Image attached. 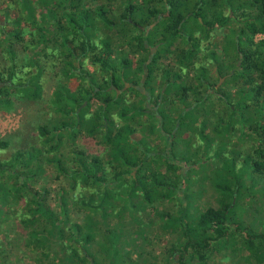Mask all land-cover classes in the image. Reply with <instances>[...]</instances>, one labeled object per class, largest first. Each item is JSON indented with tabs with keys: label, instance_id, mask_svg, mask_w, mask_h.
Returning a JSON list of instances; mask_svg holds the SVG:
<instances>
[{
	"label": "trees",
	"instance_id": "trees-1",
	"mask_svg": "<svg viewBox=\"0 0 264 264\" xmlns=\"http://www.w3.org/2000/svg\"><path fill=\"white\" fill-rule=\"evenodd\" d=\"M54 1L58 10L56 29L47 36L43 33L44 27L38 26L35 16L37 7L32 5L31 0L22 1L23 17L32 20L38 33L32 34L29 47L42 42L47 45L51 43L54 49L57 48V55L67 54L75 62L71 59L66 61L64 75L69 83H60L55 91L58 99L64 97L72 107L64 108L62 117L54 118L51 124L39 125L40 137L45 145L57 151L65 142L62 141L64 132L68 134L66 141H75L78 133L84 131L89 136L101 135L104 151L99 157L76 148L70 152L72 157L61 153L57 159L53 154L37 159L39 164L46 159L61 168L69 181V192L77 194L73 198L66 195L71 201L68 199L62 203V207L71 204L73 212L82 216L79 222L70 221L65 212L59 218L53 212L43 216L38 209H33L35 204L45 200L47 192L33 193L26 183V177L37 175L29 172L35 147L30 150L18 148L10 157H0V229L8 221L20 218L22 210L26 212L23 221L30 233L24 245H36L39 257L37 264L45 262L48 257L45 254L44 258L42 244L57 248L54 251L55 261L48 264H210L211 253L232 236L243 243L253 260L262 264L264 224L256 220L261 224V230L249 226L237 210L239 192L245 195L248 190L247 186L246 190H241V176L236 175L241 152L230 158V171L237 176V187L232 190L226 181H214L217 189L229 191L230 195H219L217 205L205 208L192 206L191 194L188 192L191 187L189 169L198 164L196 161L202 162L209 157L211 145L207 143L208 133L196 129L195 134L199 133L203 142L201 157L198 160L183 157L179 151L178 133L188 125V112L197 111L209 96L215 95L222 109L216 114L215 121H210L213 123L210 128L215 134L222 135L241 131L243 141L255 138L257 147L243 157L253 172L264 176V124L252 119L253 110L258 107L264 110V37L255 41L256 35H264V0H150L144 7L129 0L116 21L107 17L113 10L110 9L111 5L110 8L104 5L95 14H90V10L85 7V0ZM138 7L141 11L135 10ZM143 12L145 18H142ZM21 20L22 17H19L18 23ZM233 20L241 23L237 34L234 33L237 42L223 45L219 53L217 49H212V66L209 68L204 55L205 49L209 47L203 45L198 34L208 36V27L224 26ZM2 21L6 24V20L0 17V23ZM104 25L117 30L120 42L117 50L113 49L111 41L103 34L94 42L95 33L92 34V31ZM23 28L15 33L5 28L2 30L6 44L1 49L8 51L7 60L16 58L19 52L17 43L25 38ZM180 39H183L182 45L174 50L168 49V52L179 69L194 73L198 83L190 80L177 93L176 102L173 95L169 96L170 109L162 105L159 110L147 113L148 107L142 103L148 94L142 96L140 101H131L124 91L120 93L127 73L133 66L130 56L135 50L145 53L139 65L133 66L136 74H142L143 65L152 55V45L161 44L160 47L164 48L168 42ZM59 44L61 49L58 48ZM94 49V52L91 51ZM88 53H92L90 59L97 71L102 73V80L107 86L92 85L90 75L85 73L81 82L74 77L79 72L81 58ZM114 53L118 54V59L113 58ZM55 55L50 48L49 53L44 54L49 61L46 63H43L42 53L20 65L15 60L8 61V65L0 70V83L4 84L0 87V109L3 112L16 108L22 101L44 97L42 72L46 67L55 65L52 64ZM172 61L163 65L166 76L174 71ZM154 62L155 59L148 62L150 75L155 70ZM218 63H223L225 68L220 72L221 76L232 72L226 83L240 82L237 97L225 91L226 84L216 88L217 82L213 80L212 74L217 72ZM140 79L141 76L130 78L135 84ZM129 90L137 91V95L143 94L134 87ZM153 91L151 96L162 95L161 92L153 94ZM92 100L97 106L93 112L87 113ZM144 113L148 116L144 117ZM235 117H238L239 123L234 121ZM166 118L175 119L173 130L165 129ZM208 123L206 121L203 129L208 127ZM134 124L140 128V137L134 135L137 130ZM154 135L164 142H151ZM195 142L193 140L192 146L200 148L201 145ZM9 145L8 140L0 138V151ZM216 160L215 157V167L218 164ZM68 161L71 168L65 166ZM9 175H15L17 182L11 184ZM21 192L33 195L26 197ZM22 201L23 209L18 210ZM140 206L146 208L141 209ZM139 210L146 211L141 215ZM38 221H43L42 230L36 226ZM57 222L59 228L54 229ZM35 230L38 237L34 239ZM155 230H163L169 239L161 256L153 257L154 250H148L146 242L154 239L152 234ZM141 235L143 237L137 239ZM51 238L56 240L55 243ZM103 244L108 248L99 247ZM96 247H99V251ZM10 254L6 256V261H9L6 264H19L14 258L19 253Z\"/></svg>",
	"mask_w": 264,
	"mask_h": 264
},
{
	"label": "rangeland",
	"instance_id": "rangeland-1",
	"mask_svg": "<svg viewBox=\"0 0 264 264\" xmlns=\"http://www.w3.org/2000/svg\"><path fill=\"white\" fill-rule=\"evenodd\" d=\"M22 1L23 0H0V17L6 20V24L5 21H2L3 24L0 25V69L7 66L8 61L12 62L13 60H15V62L20 65L24 61L26 62V60H28L30 57L40 55L41 53L43 55V63L49 62L48 59L46 60L47 57H44V54H48L50 48L53 50L54 54L56 53L57 55L58 53L57 48L54 49L51 43L45 45V42H42L37 44L36 46L29 47V42L32 39V34L38 35V33L36 32L32 20L28 17H23ZM31 1L32 5L37 7L35 11V16L36 20L38 21V26L44 27L43 33L46 36L52 34L56 29L55 22L58 17V10L55 7V1L50 0L49 3L48 0ZM128 1L129 0H115L113 2L110 0H85V7L86 9L90 10V14H95L96 11L102 8V6L105 5L109 6L110 8L111 5L112 8L110 9L113 10L109 12V14H107V17L112 21H116L118 20L119 14L127 5ZM131 1L138 2V4H143L141 7H144V5L148 4L150 0ZM142 9L144 10V8ZM135 10L141 11V8L138 7ZM19 17H22L20 23H18ZM145 17L146 15L143 12L142 18ZM238 27H241V23L233 20L231 22L230 27H226L224 29H214L212 31V40L222 42L224 39L230 37L227 39L228 44L226 45L235 44L236 40L234 38L231 39V36H227V34L232 35ZM4 28L5 30H10L13 33L19 31L21 28L25 30L24 40L17 43L16 48H18L19 52L16 55V58L14 59L8 58L7 60L8 51L6 49L4 51L1 49L2 46L6 44V38L2 31ZM93 33H95V35L93 36L94 42L98 41V36L103 37L101 36V34H103L106 38L111 41V45L114 50H117V48H119L120 42H118V34L115 28H112L108 25H104L101 27L99 26V28H96L95 31H92V34ZM200 36L201 35L198 34V37ZM263 37V34H258L255 37V41H260L261 39H263ZM12 40L14 42L16 41L13 38ZM182 43L183 39L175 41L173 40L168 42V44H165L164 48L160 47L155 57L158 63L157 66L161 67V61L167 62L171 60H173V66H175V60L172 59L173 57L170 56V52H168V49L174 50L175 48H177V46L182 45ZM212 45H209V48L205 49L206 52L204 53L205 58L209 60L211 59L210 51L212 49H218L220 47L217 45H213L214 47L211 48ZM58 48L61 49V44H59ZM125 48H127L126 45L124 46V49ZM91 51L94 52L95 49ZM91 54L92 53H88L87 55H84L81 58V66L78 72L79 74H75L74 77H77V80L81 82L83 81L85 73V75H90L92 85L98 87L101 85H105L106 83L102 80V73L97 71L96 65L93 64L90 59ZM114 54L113 58L118 59V54ZM56 55L52 60V64L54 63L55 65L46 67L45 70L42 72L43 87L45 92L43 98L39 100L22 101L16 108L11 109L8 112H3L0 109V138L8 140L10 144L7 149L0 151V157L8 158L18 148L30 150L31 148L35 147V150L33 152L34 161L29 169V172L31 174L37 173V175L26 177V183L32 189L31 191L33 193L44 194L46 191L47 192L44 196L45 200L40 201L41 203L39 202L35 204L33 206V209H38L40 212L43 213V216L47 215L49 212H53L55 215H58L59 218L62 217V212H65V215H68L70 221L75 220L79 222L81 221L82 216L77 215L75 212H73L71 204L67 203L64 207H62V203L70 199L66 197V195L69 194V196L73 198L76 197L77 194L74 192H69V181H67V179L61 172V168L50 163L46 159L43 163L39 164L37 163V159L40 157H42L43 159L49 154H53V156L57 159L60 158L59 156L61 153L64 155H70V157H72V154H70V152L72 151V149L76 148L83 149L85 152L91 155L101 157L103 155L104 149L101 145V135L89 136L84 131L78 133V136L75 141H71V139L66 141L68 134L67 131L66 133L64 132L63 134L65 136L62 137V141L65 142H63L62 145L59 146L57 151H53L52 149H50L52 148L51 146L48 147L47 145H45L43 142V138L40 137L38 129L39 125H42L43 123L51 124L53 121H55L54 118L62 117V110L64 108L72 107L70 102L65 100L64 97L58 99L55 96V91L57 90V86L60 83H69V79L66 78L64 75V69L67 66L66 61L70 60L71 57H69L67 54H60L57 56ZM142 56L145 57V53L142 50L133 51L130 56L132 59V65H139L138 59ZM71 60L74 62L73 59ZM184 69L187 68L184 67ZM222 69L224 68L220 63V65L217 67V70L222 71ZM160 70L161 69L156 70V75L159 78L154 77L152 84H156V82H159V89L161 90L164 84V77L160 80ZM178 70L181 69H179L178 66H175L174 71ZM133 71L132 73H134ZM189 77L192 76L190 75ZM216 80H218V78ZM180 87V85L175 84L173 92L178 93L180 91ZM237 87L238 84L228 86V93H233L232 91H234V89H237ZM166 91L167 95L165 96L164 100H167V102L164 103V106L170 109L172 105H168V102L170 100L169 96H171L172 93L168 94V92H172V88H166ZM235 94L236 97L237 95H239L237 93ZM130 97L134 98V94H131ZM96 106L97 103L95 102V100H92L90 107L88 108L89 111L86 112H93ZM202 108H204L203 112L201 111ZM197 109V111L188 112V114L186 115V121L188 122V125L180 129L178 133V141L180 140L179 151H181L183 157H193L196 160L201 157V147L203 142L201 137L199 136L200 134H195L196 129L200 131H206V133H208L209 138L207 139V143L211 145V149H209V152L211 151L209 157H207V159L205 161L203 160L202 162L196 161L198 162V164L189 169V175L191 176V187L188 192L191 194L192 206L200 205L201 208H205L208 205H217V198H219V195L221 197H227L230 195L229 191H222L217 189L215 187L214 181H216V179L220 181H226L232 187V190L237 187V176H235L234 173L230 171V158H232L231 156L237 155L239 152H241L242 155L238 157L239 159L236 175L241 176V185L243 187L241 190H246V186L248 187V190L245 195L239 192V200L241 205L239 203V207L237 210L239 212V216H243L249 226L258 227V229L261 230V224H264V176L253 172L249 165V162L244 161L245 158L243 157L245 154L247 155L251 151H254V149L258 145V143L256 142L257 140H255V138H250L247 140L246 138L245 141H243V138H241V131H236L234 133H230L229 135L215 134L212 131V128H210L211 126H213L212 122L215 121L216 114L222 109V105L218 106L217 98L215 95L209 96L205 104ZM147 113H144L143 115ZM252 114L254 115L252 118L253 120L264 124V110L261 107H258L253 110ZM147 116L148 115H145L144 117ZM144 117L142 116V118ZM250 120L251 119H249V121ZM206 121L209 122L208 127L203 129V126ZM234 121L236 123H239L238 117H235ZM175 124V119L169 120L166 118L165 129H167V131L173 130L175 128ZM248 125H246L247 128ZM134 127L137 129L136 132H134V135L136 137H140L141 133H139L138 130L140 129L139 126H137V124H134ZM193 140L196 141L195 143L197 145H201L200 148H195L194 146H192ZM150 141L153 143L164 142L163 139L160 140V138L156 135H154ZM223 152H225L226 154L223 155ZM215 157L217 159L216 162L218 163L216 167L213 161ZM69 164L70 163L68 161L65 166L70 167ZM38 167H41L42 169L40 170L38 169ZM9 178L11 184L17 182L15 180V175H9ZM115 189H117V187ZM21 195L29 197L33 194L31 193L26 195L21 192ZM70 201L69 203H71ZM139 203L142 204L141 201H139ZM20 205L21 206L19 207L16 206L18 210L23 209V201ZM140 207H142L141 209L146 208H143V206ZM139 211H141V215H144V212L146 210ZM20 213L22 214L20 218L16 217L8 221V223L6 225H3L0 229V264H6L7 262H9L6 261L8 259L6 256L10 253L15 252L19 253L18 256H14L15 260L19 264L38 263L37 261L39 260V257L38 251L36 250V245H33L32 247L24 245V241L28 239L27 235L28 233H30V231L27 230V224L23 221V215L27 213L23 212V210ZM256 220L260 221L261 224H259ZM42 222L43 221H38L36 224V226L40 227V230H42ZM59 225V222L55 223L54 229H58ZM105 226V223H103V227ZM35 229L38 231L37 228ZM6 230H9V232L7 233ZM36 230L33 231L34 239L38 237ZM152 235H154V239H151V241L146 242L148 244L147 249L154 250L153 257H155L156 255L161 256V252L164 251L163 248L168 244L167 240L169 239V236H167V234L163 230H155ZM41 237L44 239L43 235H41ZM141 237H143V235L138 236L137 239H141ZM51 240L54 243L56 241L54 238H51ZM99 247L108 248L105 244ZM99 247H96L97 251H99ZM41 249L45 251L44 258L45 254H47L48 257L45 258V260L47 259L45 262H41L40 264H48L49 262L55 261L54 251H56L57 249L55 246H50L49 244H42ZM3 259L4 262H2ZM262 259L264 260V254H262ZM195 264H197V262H195ZM210 264L258 263L256 262V260L252 259L249 250L246 249L243 243H241V241L238 240L236 236H232L227 243L220 245L211 253ZM262 264H264V262Z\"/></svg>",
	"mask_w": 264,
	"mask_h": 264
},
{
	"label": "flooded vegetation",
	"instance_id": "flooded-vegetation-1",
	"mask_svg": "<svg viewBox=\"0 0 264 264\" xmlns=\"http://www.w3.org/2000/svg\"><path fill=\"white\" fill-rule=\"evenodd\" d=\"M231 22H229L227 25H224V26H217V27H213V28L208 27V34L209 35L208 36H205V35L201 34V39H202L203 45L209 46V45H212V43H213L214 46L215 45L220 46L217 49V52L219 53L220 50L222 49V46H223L222 44H224V45L228 44L227 43L228 42L227 39L230 38V37H228L227 39H224L222 42L213 41L212 40V38H213L212 37V35H213L212 31L214 29H224L226 27H230L231 26ZM0 24L2 25L3 22H1ZM238 31H239V27L234 31V33L237 34ZM234 33L232 35L227 34V36H231V39L234 38L236 40L235 41V43H236L237 42V38L234 36ZM45 45H47V44H45ZM213 45L211 46V48L214 47ZM160 46H161V44H156V45H152L151 46L152 55L149 57L148 62H151L152 60L155 59V62H154L155 63V70H153L152 71V74L150 75V71L148 69V75H147V78H146L145 82L142 84V80H143L144 75H145V69H144V72L141 75H140V72H139V74L138 73L136 74V69H130L128 71V73H127V76L128 77L125 80L124 88L122 89V91H120V93L124 91V93L126 94L127 98L128 99L130 98L131 101H138V100L140 101V99H143V97H145L144 96L145 94L146 95L148 94V96L146 97V101H143L144 103H142V104H144V105H146L148 107L147 112L157 111L158 109H160L162 107V105H164V103H166V101L164 100L165 96L167 95L166 88H170V87L172 88V92L170 91V92H168V94L172 93L173 97H175L174 100L176 102V95H177V93L173 92L175 84L181 86L180 89H179L181 91L184 88V86L188 85V83H189L190 80L191 81L194 80V81H196L198 83V80H196V77L194 76V73L192 71H187L188 69L187 70L173 71V72H170L169 75L166 76L167 71L164 70L163 65L167 64L168 61L167 62L161 61L160 62L161 67H160V66H157L158 63H157V60L155 58L156 57V53H157L158 49L160 48ZM141 58H143V56ZM141 58L138 59V62H139V60ZM208 60L209 59H207V62L205 64L210 68L212 66V61H211V59L209 61ZM148 62L145 63L143 65V67L146 64H147V67H148ZM221 64H222V66L224 68L223 63H221ZM219 65H220V63H218L216 65V68ZM175 66H177V64H175ZM156 67H158V69H161L159 71L160 72L159 73L160 74V80H161V78L164 77V84H163V87L161 88V90L159 89V87H160V83L159 82H156V84L155 83L152 84V81H153L154 77L159 78L156 75V70H158ZM224 69H222V71H224ZM132 71L134 73H132ZM222 71H218L217 70V72H214L212 74L213 77H214L213 80L217 82V87L216 88L222 86L223 84H226L225 85V91L228 93V91H227L228 86H232V85L238 84L237 89H234V91H232L234 94L237 93L239 91V89H240V82H238V81H232V82L226 83L227 77H229L230 75H232V72L230 74H228L227 76H221L220 72H222ZM217 73H219V75ZM190 75L192 77H189ZM135 76H141V79H140V81L137 84H135L133 81L130 80V78H135ZM188 78H190V79H188ZM217 78H218V80H216ZM8 83H10V81ZM147 83H149V84H147ZM3 85H4L3 83H0V87H2ZM130 87H134L135 89L139 90L143 94L137 95V93H136L137 91L129 90ZM153 89H154L153 94H157V93L161 92L162 95L159 96V97H155L154 95L151 96L150 93H151V90H153ZM173 93H175V94H173ZM131 94H134V98L135 99L132 98V97H130Z\"/></svg>",
	"mask_w": 264,
	"mask_h": 264
},
{
	"label": "water",
	"instance_id": "water-1",
	"mask_svg": "<svg viewBox=\"0 0 264 264\" xmlns=\"http://www.w3.org/2000/svg\"><path fill=\"white\" fill-rule=\"evenodd\" d=\"M144 69H145V75H144V78L142 80V84L145 82V80L147 78V75H148V67H147V64L144 66Z\"/></svg>",
	"mask_w": 264,
	"mask_h": 264
}]
</instances>
